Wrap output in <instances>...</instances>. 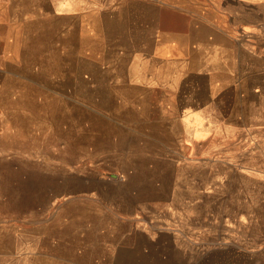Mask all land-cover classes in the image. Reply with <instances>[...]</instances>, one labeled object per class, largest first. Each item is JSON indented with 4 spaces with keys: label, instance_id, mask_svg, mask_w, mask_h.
I'll use <instances>...</instances> for the list:
<instances>
[{
    "label": "rangeland",
    "instance_id": "rangeland-1",
    "mask_svg": "<svg viewBox=\"0 0 264 264\" xmlns=\"http://www.w3.org/2000/svg\"><path fill=\"white\" fill-rule=\"evenodd\" d=\"M0 264H264V0H0Z\"/></svg>",
    "mask_w": 264,
    "mask_h": 264
},
{
    "label": "crops",
    "instance_id": "crops-1",
    "mask_svg": "<svg viewBox=\"0 0 264 264\" xmlns=\"http://www.w3.org/2000/svg\"><path fill=\"white\" fill-rule=\"evenodd\" d=\"M214 33H215L214 35L216 36H210L209 39H210V42H214V44L212 43V45H214L213 48L215 49L218 46L215 43L216 42L215 38L217 37V35H222L224 33V30L222 28H215Z\"/></svg>",
    "mask_w": 264,
    "mask_h": 264
}]
</instances>
